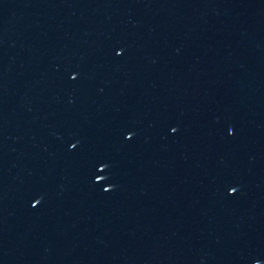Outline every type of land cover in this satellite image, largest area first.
<instances>
[{
  "label": "water",
  "instance_id": "water-1",
  "mask_svg": "<svg viewBox=\"0 0 264 264\" xmlns=\"http://www.w3.org/2000/svg\"><path fill=\"white\" fill-rule=\"evenodd\" d=\"M0 264H264V0H0Z\"/></svg>",
  "mask_w": 264,
  "mask_h": 264
},
{
  "label": "snow or ice",
  "instance_id": "snow-or-ice-1",
  "mask_svg": "<svg viewBox=\"0 0 264 264\" xmlns=\"http://www.w3.org/2000/svg\"><path fill=\"white\" fill-rule=\"evenodd\" d=\"M72 76H73V78H75V76H76V73H73V74H72ZM172 131H173V132H175V131H176V129H175V128H173V129H172ZM132 135H133V133H132L131 131H129V132L127 133V137H128V138H131V137H132ZM72 147H73V148H75V147H76V145H75V144H73V145H72ZM231 191H232V192H235V191H236V189H235V188H232V189H231ZM34 203L38 204V203H39V200H37V201H34Z\"/></svg>",
  "mask_w": 264,
  "mask_h": 264
}]
</instances>
